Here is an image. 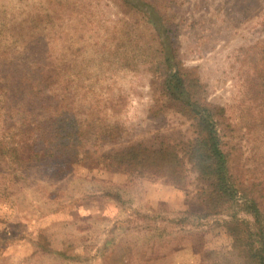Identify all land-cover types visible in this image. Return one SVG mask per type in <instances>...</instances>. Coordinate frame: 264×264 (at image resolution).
I'll return each mask as SVG.
<instances>
[{
  "label": "rangeland",
  "instance_id": "1",
  "mask_svg": "<svg viewBox=\"0 0 264 264\" xmlns=\"http://www.w3.org/2000/svg\"><path fill=\"white\" fill-rule=\"evenodd\" d=\"M207 110L234 203L186 160ZM164 145L177 167L113 165ZM253 207L264 0H0V264H239L224 225Z\"/></svg>",
  "mask_w": 264,
  "mask_h": 264
},
{
  "label": "trees",
  "instance_id": "2",
  "mask_svg": "<svg viewBox=\"0 0 264 264\" xmlns=\"http://www.w3.org/2000/svg\"><path fill=\"white\" fill-rule=\"evenodd\" d=\"M206 112L197 119V136L187 145L186 160L191 164L198 178L206 181L212 188L211 199L221 203H228L229 201L234 203V200L240 201L242 195H238L237 187L226 176L225 154L220 149L219 136L215 128V121L212 118V114L215 116V113L213 110H207ZM23 128L21 132L24 131V133H28L32 129L31 126H23ZM45 128L44 132L52 135L58 129H62L55 124ZM42 138H44V135L34 137V139L25 138L20 142L21 148L28 150L33 142ZM58 139L59 137L56 136V140ZM47 140L51 141V139ZM164 146L156 151L146 149L143 152H139L142 149L141 147L131 146L125 150L126 152H118L112 155V160L115 161L113 165L117 168L125 166L129 171L153 170L160 165L177 167L179 160L173 150L175 147L172 145ZM26 157L28 158V155ZM16 158L20 160V157ZM148 172L150 171L144 173ZM260 215L253 207L251 216L254 218V227H249L244 222L235 221L234 217H232V221L225 222V231L231 238V247L238 255L239 264H264V226L260 220ZM242 234L245 236L241 237Z\"/></svg>",
  "mask_w": 264,
  "mask_h": 264
}]
</instances>
